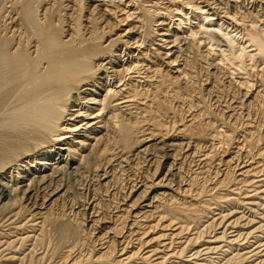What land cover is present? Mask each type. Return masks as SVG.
<instances>
[{
    "label": "bare ground",
    "instance_id": "6f19581e",
    "mask_svg": "<svg viewBox=\"0 0 264 264\" xmlns=\"http://www.w3.org/2000/svg\"><path fill=\"white\" fill-rule=\"evenodd\" d=\"M250 239L264 0H0V264H264Z\"/></svg>",
    "mask_w": 264,
    "mask_h": 264
},
{
    "label": "rangeland",
    "instance_id": "374dc122",
    "mask_svg": "<svg viewBox=\"0 0 264 264\" xmlns=\"http://www.w3.org/2000/svg\"><path fill=\"white\" fill-rule=\"evenodd\" d=\"M128 23H132V19H129V22ZM197 25L199 26V24L197 23ZM127 26L126 25H124L122 28H121V30H123V29H127L126 28ZM183 31V30H182ZM186 33V32H185ZM187 33H189V31H187ZM205 37V36H204ZM218 48V49H217ZM216 48V50H215V53H219V54H221L222 52H221V50H220V48L219 47H217ZM136 50V49H135ZM204 50H207V46H205V48H204ZM135 52H137L138 53V51L136 50ZM218 55H216V57H217ZM261 69V67L259 68V70ZM233 70L232 69H230V72H232ZM219 148H223L222 147V145H219L218 146ZM225 148V147H224ZM233 150H234V148H232ZM222 149H219V153H220V151H221ZM212 154V153H211ZM210 154V155H211ZM209 155V156H210ZM204 158H205V156H204ZM222 192V191H221ZM223 192H225V191H223ZM223 194H225V193H223ZM239 212H242V209L241 210H238L236 213H233V218H238V217H240V216H242V214H240ZM245 212H248V210L247 211H245ZM220 213V210L218 211V209L215 211V214H219ZM239 213V214H238ZM248 215H250V213L249 214H247L246 215V217L245 218H243V220H246V218L248 217ZM217 217L216 218H218V217H220L219 215H216ZM233 218H231L232 220H233ZM259 220H257V222H258ZM246 222V221H245ZM256 226V225H255ZM221 231H222V229H218L217 230V232L216 233H221ZM230 231L231 232H233V231H235V229H230L229 231H228V235L229 236H232L233 235V233H230ZM169 232H172V231H169ZM193 233V232H192ZM213 235H215V234H213ZM256 235H261V233H257ZM153 236H155V235H153ZM156 236H158V235H156ZM232 238V237H231ZM150 239V238H149ZM167 241V240H166ZM179 241V240H178ZM262 241V242H261ZM165 242V241H164ZM164 242H162V243H164ZM256 240L255 239H250V245H253V248H257L260 244H261V248L262 249H264V240L263 239H260V244L258 243V244H256ZM165 243H167V242H165ZM152 245V249L153 248H157V243H152L151 244ZM150 245V246H151ZM151 248H147L146 250H145V252L147 251V250H149V249H151ZM160 248H162V247H160ZM212 256V255H211ZM212 257H214V256H212ZM202 259V258H201ZM138 261H139V263H140V260H137V263H138ZM173 261V260H172ZM175 262L177 261V262H179L178 261V259H175L174 260ZM195 262V260H193V263ZM6 263V262H5ZM17 263V262H16ZM16 263H12V264H16ZM6 264H9V263H6ZM18 264V263H17ZM136 264V263H135ZM192 264V263H191Z\"/></svg>",
    "mask_w": 264,
    "mask_h": 264
}]
</instances>
